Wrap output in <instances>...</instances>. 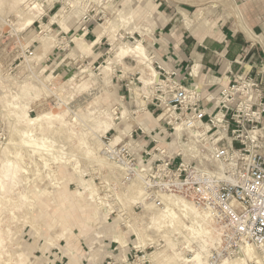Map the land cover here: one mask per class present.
I'll return each mask as SVG.
<instances>
[{"label": "rangeland", "instance_id": "rangeland-1", "mask_svg": "<svg viewBox=\"0 0 264 264\" xmlns=\"http://www.w3.org/2000/svg\"><path fill=\"white\" fill-rule=\"evenodd\" d=\"M27 1L40 9L31 13H41L31 28L18 13L24 0H0V264H198L197 253L212 264L223 242L216 219L211 236L199 233L184 212L172 226L157 222L154 228L150 220L154 210L165 208L163 194L195 204L162 187L160 152L179 153L196 165L209 156L202 144L192 147L187 132L177 140L166 82L159 77L145 85L143 68L148 59L158 73L159 65L166 67L161 36L182 27L219 31L239 17L241 3L252 0ZM180 7L190 14L176 24ZM40 35L53 42L34 39ZM99 35L90 49L74 41L78 36L91 43ZM137 43L146 48L144 63L132 53L115 58L118 48ZM30 117L39 120L30 125ZM104 122L113 124L107 133ZM25 131L53 146L48 160L19 145ZM118 135L121 142L107 151ZM91 186L98 190L94 199Z\"/></svg>", "mask_w": 264, "mask_h": 264}, {"label": "built area", "instance_id": "built-area-1", "mask_svg": "<svg viewBox=\"0 0 264 264\" xmlns=\"http://www.w3.org/2000/svg\"><path fill=\"white\" fill-rule=\"evenodd\" d=\"M159 70L175 123L191 137L202 126L205 132L197 144L209 156L196 165L179 153L161 151L160 184L191 197L221 224L222 249L212 264L249 247L264 263V65L228 85L211 84L217 79L209 74L207 85L218 89L207 95L203 85H185L176 71L160 65ZM209 159L214 167L207 165Z\"/></svg>", "mask_w": 264, "mask_h": 264}, {"label": "crops", "instance_id": "crops-1", "mask_svg": "<svg viewBox=\"0 0 264 264\" xmlns=\"http://www.w3.org/2000/svg\"><path fill=\"white\" fill-rule=\"evenodd\" d=\"M182 4L192 7V2ZM161 5L162 2L158 7ZM188 7L176 9L174 15L178 17L174 23L180 24L189 17ZM241 9L239 17L219 31L192 33L182 27L176 29L175 35L161 36L159 43L161 56L165 59L164 68L176 71L185 85L202 83L204 95L218 89L217 85H207L209 74L217 79L211 84L221 81L222 85H228L242 74H253L264 65V1H246L241 3ZM173 19L171 17L168 23L171 24Z\"/></svg>", "mask_w": 264, "mask_h": 264}, {"label": "bare ground", "instance_id": "bare-ground-1", "mask_svg": "<svg viewBox=\"0 0 264 264\" xmlns=\"http://www.w3.org/2000/svg\"><path fill=\"white\" fill-rule=\"evenodd\" d=\"M17 1V0H15ZM30 1V0H29ZM32 1V0H31ZM55 1V0H54ZM57 1V0H56ZM28 1L27 0H24V2L21 4V9L18 11L19 14L21 15H26L27 17V20L25 21L24 23V27L27 28V27H32L35 22L38 20V17L39 15L41 14L39 12V14H35V13H31L32 10L34 9H37L40 11L39 7L37 5H34V1H32L31 3H27ZM53 2V1H52ZM62 11V9H60V11L54 16L52 17V22L54 21V19L56 17H58L59 13ZM125 19V18H124ZM128 19V18H127ZM200 18H197L196 21H199ZM130 20V18H129ZM122 23V22H121ZM123 24V23H122ZM47 27V25H46ZM117 27V26H116ZM140 29V28H139ZM39 35V34H38ZM46 35V34H45ZM101 36L102 35H99L98 38L96 40H94L93 42L91 43H87V42H83V37H76L74 38V41L75 42H78V44L80 46H83V48H87V49H90L92 48L94 45H97L100 41H101ZM36 36L34 39L35 40H39V41H42L44 44H51L53 42V39L50 38V37H38ZM120 40V39H119ZM117 38H113L112 39V46L113 47H118V41H119ZM77 44V43H76ZM122 44V43H121ZM122 46V45H121ZM124 46V45H123ZM131 46V45H130ZM120 47V48H116L117 49V52H116V56L115 58L117 60H121L126 54L128 53H132V54H135L137 57H139L141 59V62L144 63V61L146 59H148L147 57V54H146V48L141 44V43H137V44H133L132 47ZM93 50V49H92ZM114 50V49H113ZM40 52V51H39ZM37 55V54H36ZM114 61V59L110 58L107 60V64L110 65L112 64V62ZM146 66L143 68V76H142V79H143V82L145 83V85H151V84H154V83H158L160 80H159V73L158 71L153 67L152 65V62H150V59H148V62H145ZM108 65L104 67V69H107L108 68ZM142 68V66H141ZM85 72H89V70H86ZM84 72V74H85ZM90 74V73H89ZM92 76V75H90ZM82 79V78H81ZM88 79V78H87ZM161 79V78H160ZM89 80V79H88ZM71 81H73V79L70 80V83ZM75 81V80H74ZM80 81V79H79ZM87 80H85L86 82ZM77 83V81H75ZM161 83H162V80H161ZM79 84V83H78ZM82 84V83H81ZM202 83L198 84L199 86H201ZM76 87V86H75ZM76 90V89H75ZM80 91V90H79ZM10 95V94H9ZM15 96H16V93H15ZM13 96V97H15ZM40 96V95H39ZM11 98V97H10ZM18 99V98H17ZM14 103V102H13ZM15 107V106H14ZM168 109V108H167ZM171 110V109H170ZM124 114V113H123ZM168 114V113H167ZM165 115V113L163 114ZM163 117V116H162ZM39 119L37 118H33V117H30L29 119V123L31 125V123H35L36 121H38ZM104 124V129H103V132L104 133H107L109 130H111L113 128V124L112 123H102ZM26 130V129H25ZM181 127L180 125H177V127L175 128V132H176V137H177V140L180 139V136H181ZM205 132V130L203 129L202 126H198L196 127V130L192 131L191 134H192V147H194V145H196V143H200L201 140H200V136L203 135V133ZM23 133V137L18 141L19 142V145H22L24 146L25 148L27 147H30L33 149L34 152L36 153H39L41 155V157L43 159H46L48 160L51 155V152H52V149L51 147L53 146H49L50 144H44L42 145L41 142L43 140L41 139H36L33 138L30 134H28L26 131L25 132H22ZM21 133V134H22ZM43 138V137H42ZM121 137L118 135L116 136L112 141H111V144L108 147V149H106L107 151L111 152L112 150V146H115L116 144H118V141H120ZM45 141V140H44ZM43 141V142H44ZM121 142V141H120ZM119 142V143H120ZM49 143V142H48ZM18 145V144H17ZM21 146V147H22ZM27 146V147H26ZM188 146V145H187ZM15 148V147H14ZM55 148V147H54ZM113 151V150H112ZM17 152V151H16ZM59 153H62V152H59ZM18 154V153H17ZM107 154V153H106ZM38 155V154H37ZM64 155V153H63ZM54 156V155H53ZM32 157V156H31ZM57 158V157H56ZM53 159V158H52ZM58 160V159H57ZM56 160V161H57ZM5 161V160H4ZM8 161V160H6ZM63 161V160H62ZM61 163V162H60ZM38 164V163H37ZM31 166V165H30ZM42 175V174H41ZM90 182V181H89ZM87 183V181H86ZM91 183V182H90ZM90 183L86 184L87 185H90ZM85 185V184H83ZM92 185V184H91ZM88 187V186H87ZM85 187V188H87ZM140 188V187H139ZM138 188V189H139ZM142 188V187H141ZM140 188V189H141ZM89 190V189H88ZM142 190V189H141ZM96 191L98 192V190H96L95 188H93L91 186V195H95L96 196ZM143 193V192H142ZM102 195V194H100ZM142 195V194H141ZM145 195V194H144ZM143 195V196H144ZM91 198L94 199V196ZM142 197V196H141ZM163 198V201H165V208L163 209H156L154 210V213H153V216L150 218H147V219H150L151 221L153 222H156L154 223L153 227L157 224V222H159V224L164 225V226H167V224L171 225L173 223H175V218H178L179 219V215L178 213L179 212H184L182 213V215H184L185 217L187 218H190L192 219L193 222L196 223V226L198 225V227H200V231H198L199 233L201 234H205V235H209L211 236V227H212V221L215 219L214 218V215L212 212H210L209 210H207L205 207H201L199 205H195V204H192L191 202L187 201L186 199L182 198V197H177V196H174L172 194H163L161 196ZM100 198V197H99ZM143 199H146L143 198ZM142 199V200H143ZM137 200V199H135ZM138 201L140 202V199H138ZM137 202V201H136ZM145 202V201H144ZM147 203V201H146ZM133 204V203H132ZM141 204V203H140ZM143 205V204H142ZM145 206L148 207L147 204H144ZM172 205V206H171ZM111 206V205H110ZM143 206V207H145ZM146 207V208H147ZM156 207V206H155ZM153 208V206H152ZM148 210V209H147ZM179 211V212H178ZM145 212V211H144ZM183 217V216H182ZM145 219V218H144ZM182 219V218H181ZM142 220V219H141ZM181 221V220H180ZM185 221V220H184ZM183 221V222H184ZM152 224V223H151ZM185 224V223H184ZM183 224V225H184ZM129 225V224H128ZM150 225V224H149ZM177 225V224H176ZM186 225V224H185ZM159 226V225H158ZM156 227V226H155ZM154 227V228H155ZM186 228L188 229L189 226L186 225ZM136 229H139V228H136ZM159 229V228H158ZM172 229V228H171ZM193 229V228H192ZM157 230V229H156ZM138 232V231H137ZM198 233V234H199ZM214 234V233H213ZM140 235V234H139ZM142 235V234H141ZM220 235V234H219ZM122 236V235H121ZM145 236V235H144ZM213 236H216V232ZM142 237V236H141ZM124 239V237H121ZM120 238V239H121ZM139 238V237H138ZM117 239V238H116ZM143 239V238H142ZM211 239V238H210ZM213 239V238H212ZM139 240V239H138ZM121 241V240H120ZM122 242V241H121ZM145 242V241H143ZM142 242V243H143ZM212 243V242H211ZM125 244V241L122 242V245ZM152 255V254H151ZM160 256V255H158ZM238 256V257H237ZM236 259H225L223 264H260L261 263V260L259 259V257L257 256L256 252L254 250H252L251 247H249L248 249H245L243 251H241L239 253V255H237ZM156 257L153 256V258ZM165 257V255H164ZM157 258V257H156ZM201 253H197L196 255H194L193 257V261H196L198 264H206L205 261H203V259H201ZM158 259V258H157ZM166 259V258H165ZM157 261V260H155ZM163 261V260H162ZM187 261V260H186ZM159 262V261H158ZM163 263V262H162Z\"/></svg>", "mask_w": 264, "mask_h": 264}]
</instances>
